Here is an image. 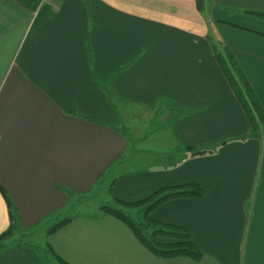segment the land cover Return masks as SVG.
Segmentation results:
<instances>
[{
  "label": "crops",
  "instance_id": "1",
  "mask_svg": "<svg viewBox=\"0 0 264 264\" xmlns=\"http://www.w3.org/2000/svg\"><path fill=\"white\" fill-rule=\"evenodd\" d=\"M206 11L227 38H211ZM246 11L264 13V0H213L203 12L195 0H0V185L16 234L65 215L128 149L155 141L146 133L135 147L127 134L139 128L124 120L136 109L144 122L153 108L149 119L163 110L157 128L168 136L140 166L117 170L113 195L138 201L202 186L205 196L172 198L152 213L189 228L202 259L158 257L109 214L72 220L48 243L70 264H264V139L239 140L250 122L212 46L232 49L264 110V17ZM176 107L192 112L172 124ZM224 141L212 155L176 152ZM10 224L0 191V235ZM11 245L0 264H44L27 243Z\"/></svg>",
  "mask_w": 264,
  "mask_h": 264
},
{
  "label": "trees",
  "instance_id": "2",
  "mask_svg": "<svg viewBox=\"0 0 264 264\" xmlns=\"http://www.w3.org/2000/svg\"><path fill=\"white\" fill-rule=\"evenodd\" d=\"M85 2L86 4H89L90 0H85ZM195 3L197 10L203 12L209 5H212L213 0H195ZM246 12L264 17L263 12ZM232 25L237 26L234 24ZM237 27L243 28L240 26ZM243 29L253 32V30H250L249 28L244 27ZM212 46L215 58L250 122L251 128L249 133L239 140L245 141L249 138L256 137L264 139V110L254 88L247 78V75L241 67L234 52L228 45L221 43L220 45L213 44ZM88 49L89 52L92 53L90 45H88ZM191 112L192 111L179 107L171 109L170 116L172 119V124H175L177 121L184 118ZM225 142L226 141L221 144L209 147L178 146L176 152L184 153L185 158L212 155L215 154L218 148ZM0 191L7 201L11 218V224L9 228L0 235L1 252L11 247H6L5 241L10 237H13L16 233L17 218L14 213L13 202L8 195L7 190L0 185ZM205 195L206 190L199 184L186 183L169 188L158 189L148 197L138 201H124L119 198L112 197V203L106 202L100 208L102 213L112 215L123 221L131 229L138 241L154 255L162 258L185 256L190 257L195 261H200L203 257V252L195 242L192 231L189 228L181 225L163 222L155 218L152 213L169 199L177 197H203ZM124 207L130 208L131 211H135L136 215H133L131 211L126 213L123 210ZM71 221L72 218L67 217L66 219L49 228L47 230V234L52 235L60 227ZM47 246L49 253L45 255V258L43 257L44 264H48L51 255L60 264H70L54 251L50 243H48Z\"/></svg>",
  "mask_w": 264,
  "mask_h": 264
},
{
  "label": "rangeland",
  "instance_id": "3",
  "mask_svg": "<svg viewBox=\"0 0 264 264\" xmlns=\"http://www.w3.org/2000/svg\"><path fill=\"white\" fill-rule=\"evenodd\" d=\"M203 16H204L205 20L208 18L210 20V24H212L211 28H210V32H211L210 36L211 35L218 36L221 39L224 37L227 38L228 31L225 28L226 25L222 24L223 30L221 31L220 28H217L216 26H214L213 15L208 14L206 11L203 13ZM211 38H212V36H211ZM151 110H153V108H150L147 110L150 112V115L148 117L144 118V120H145L144 122H142L143 120H140L137 117L133 118L132 115H133V113L136 112V109L130 110L129 116H126V118L124 120H126V121L128 120V123L130 125L135 123V125L139 128V129H136L138 131L137 135L135 133L131 132L129 128H127L131 132V134H129V133L127 134L128 140L130 143L135 142L136 143L135 147H137L141 141H146V138H145L146 133L149 134L147 136H149V138H151V139H154L156 137L155 141L144 144V150H142V151L140 150V149H143V148H141V146H139L140 149L138 151H136L135 153H133L131 151V149H128V153L126 155H124V163H122V162L117 163L109 171V173L105 174L97 182V184L95 185L94 190H92V192L84 193V194H82V196L75 197L73 200H71L70 201L71 205L69 206V208H67L65 215H60L54 220L49 219L48 221H44L42 224H40L39 226L34 228V230L31 233H26L25 235H21V236L19 234H22V233H19V234L15 233L14 236L17 235V237H10L9 239H7L5 241L6 247L11 246L10 248H12V245H11L12 243H14V244L27 243L30 247H33L39 255H41L42 257L45 258V255L47 253H49V249L47 246L48 241H49V234H47V230L49 228H51L52 226H54V224L56 222L62 221L64 219H66L67 217H71L72 220L75 221L79 218L84 217L87 214L88 215L104 214L101 212L100 207L103 204H105L106 202H111V203L113 202L112 197H115V196L113 195L112 188L114 185L113 184L114 180L116 179V176H117V170L122 168V165L125 167L140 166L141 163H144L146 161V159H147L146 155H147V152L149 151V149L150 148L157 149V147L160 146L161 140H163L166 136H168V134L167 135L162 134L163 132H165V129H163L164 131H161V130H158V128H157V123H158V125H160L162 123V121H165V118L159 117L160 115H164L163 110L160 112V115L157 116V121L154 119H149L150 117L154 116V112H152ZM145 122L151 123V126L148 127ZM141 124H142V126H141ZM155 132L158 133V136H157V133H155ZM142 137H144L145 139H141ZM133 139L134 140L137 139V140L133 141ZM151 151H153V152H151ZM151 151H150L151 154L155 153L154 150H151ZM157 153H158V151H157ZM130 154H133L131 157L133 159H136V160H138V157L140 158L141 155H145V156H142L141 159H139V161H129V155ZM172 158H173V156H172ZM161 159H163V157H161ZM164 160H165V158H164ZM127 164H133L134 166H127ZM151 165L156 166L157 160H155ZM145 166H146V164H145ZM123 210L126 213H129L131 211L130 208H125V207L123 208ZM131 212L133 213V215H136L135 211L132 210ZM50 262H48V264H60L52 255L50 257Z\"/></svg>",
  "mask_w": 264,
  "mask_h": 264
}]
</instances>
